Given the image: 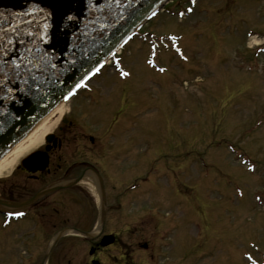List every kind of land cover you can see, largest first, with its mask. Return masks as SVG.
Masks as SVG:
<instances>
[{"label":"rangeland","instance_id":"obj_1","mask_svg":"<svg viewBox=\"0 0 264 264\" xmlns=\"http://www.w3.org/2000/svg\"><path fill=\"white\" fill-rule=\"evenodd\" d=\"M160 5L143 28L160 39L136 35L118 55L130 76L106 66L93 91L41 127L1 175L0 192L69 117L87 135L116 131L109 141L117 163L126 161L118 191L148 176L118 200L133 240L148 241L157 264H264V0ZM1 222L0 263L16 252Z\"/></svg>","mask_w":264,"mask_h":264},{"label":"water","instance_id":"obj_2","mask_svg":"<svg viewBox=\"0 0 264 264\" xmlns=\"http://www.w3.org/2000/svg\"><path fill=\"white\" fill-rule=\"evenodd\" d=\"M163 1L0 0V160ZM22 164L36 171L45 158L33 153ZM75 182L47 186L21 204L0 199V209L31 205Z\"/></svg>","mask_w":264,"mask_h":264},{"label":"flooded vegetation","instance_id":"obj_3","mask_svg":"<svg viewBox=\"0 0 264 264\" xmlns=\"http://www.w3.org/2000/svg\"><path fill=\"white\" fill-rule=\"evenodd\" d=\"M90 98L89 106L96 102L94 96ZM72 123L66 117L64 125L40 149L48 156L44 169L29 172L19 165L10 179L12 183L4 185L5 193L0 192L2 200L21 204L46 186L76 181L25 206L23 215L8 225H4L7 214L0 212L1 226L6 230L2 241L10 242L8 246L16 251L9 260L3 253L0 264H157L155 248L148 241L133 240L130 225L122 214L124 207L118 199L130 194L132 184L118 191L117 183L125 180L120 178L121 171H125L120 166L126 161L117 163L119 151L109 141L116 131L101 137L87 135ZM108 130L109 126L106 133ZM103 211L106 219L102 224ZM12 225L13 237L5 238ZM6 246L3 245L2 252Z\"/></svg>","mask_w":264,"mask_h":264},{"label":"bare ground","instance_id":"obj_4","mask_svg":"<svg viewBox=\"0 0 264 264\" xmlns=\"http://www.w3.org/2000/svg\"><path fill=\"white\" fill-rule=\"evenodd\" d=\"M252 43L259 44V39L255 36L252 39ZM96 77V76H95ZM94 77V78H95ZM71 98L68 104L62 103L57 106L50 114H48L24 139H22L12 150H10L1 160H0V177L3 175L16 161L24 149L27 148L36 138H39L41 127L45 126L53 117L58 113L62 114L67 105L72 102ZM143 186V185H142ZM141 186V187H142Z\"/></svg>","mask_w":264,"mask_h":264},{"label":"snow or ice","instance_id":"obj_5","mask_svg":"<svg viewBox=\"0 0 264 264\" xmlns=\"http://www.w3.org/2000/svg\"><path fill=\"white\" fill-rule=\"evenodd\" d=\"M189 11H191V9H189ZM153 15H155V13H153ZM67 19H68V21H73V17L72 16H67ZM9 43H11V41H9ZM13 63H15V61H13ZM16 67L17 68H19V65H16ZM95 71L96 72H99L100 71V69L99 68H97V69H95ZM161 71H163V69H161ZM121 75H127V73H121ZM83 86V81H81L80 83H77L76 85H75V87L76 88H80V87H82ZM73 93L72 92H70L69 93V95H72ZM65 99H68V96H65L64 97ZM8 215L9 216H16V217H19V216H22L23 215V213H20V212H15V213H8ZM7 222V221H6Z\"/></svg>","mask_w":264,"mask_h":264}]
</instances>
